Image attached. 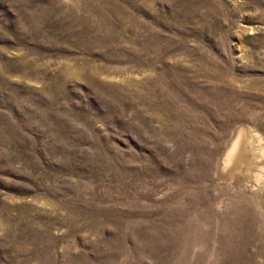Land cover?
<instances>
[{"label": "rangeland", "instance_id": "rangeland-1", "mask_svg": "<svg viewBox=\"0 0 264 264\" xmlns=\"http://www.w3.org/2000/svg\"><path fill=\"white\" fill-rule=\"evenodd\" d=\"M0 264H264V0H0Z\"/></svg>", "mask_w": 264, "mask_h": 264}]
</instances>
